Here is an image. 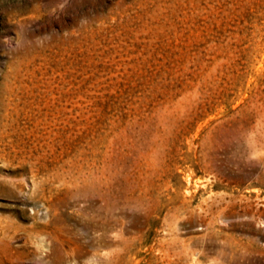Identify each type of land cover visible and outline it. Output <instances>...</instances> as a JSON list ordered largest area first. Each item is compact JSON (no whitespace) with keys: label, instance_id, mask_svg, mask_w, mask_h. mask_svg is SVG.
<instances>
[{"label":"rangeland","instance_id":"rangeland-1","mask_svg":"<svg viewBox=\"0 0 264 264\" xmlns=\"http://www.w3.org/2000/svg\"><path fill=\"white\" fill-rule=\"evenodd\" d=\"M0 264H264V0H0Z\"/></svg>","mask_w":264,"mask_h":264}]
</instances>
